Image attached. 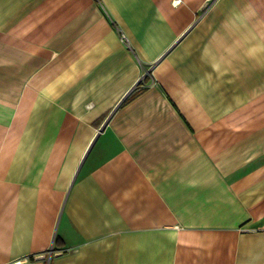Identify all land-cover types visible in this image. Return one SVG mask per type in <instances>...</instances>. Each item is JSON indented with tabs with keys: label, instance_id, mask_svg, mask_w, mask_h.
Masks as SVG:
<instances>
[{
	"label": "crops",
	"instance_id": "1",
	"mask_svg": "<svg viewBox=\"0 0 264 264\" xmlns=\"http://www.w3.org/2000/svg\"><path fill=\"white\" fill-rule=\"evenodd\" d=\"M174 1L0 0V264H264V0Z\"/></svg>",
	"mask_w": 264,
	"mask_h": 264
},
{
	"label": "built area",
	"instance_id": "2",
	"mask_svg": "<svg viewBox=\"0 0 264 264\" xmlns=\"http://www.w3.org/2000/svg\"><path fill=\"white\" fill-rule=\"evenodd\" d=\"M176 2H177V0L174 1V3H176ZM120 37H121V40L123 42H127V38H126V36L124 34H121Z\"/></svg>",
	"mask_w": 264,
	"mask_h": 264
}]
</instances>
